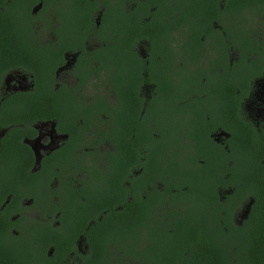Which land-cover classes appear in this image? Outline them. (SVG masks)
<instances>
[{"label":"flooded vegetation","instance_id":"af4514ba","mask_svg":"<svg viewBox=\"0 0 264 264\" xmlns=\"http://www.w3.org/2000/svg\"><path fill=\"white\" fill-rule=\"evenodd\" d=\"M229 2L2 0L1 15H12L23 30L28 20L35 48L29 53L36 61L26 60L24 42L10 43L6 34L0 35V40L12 46L10 55L17 58L0 59V264H10L7 258L11 254L16 264H76L89 255L87 228L68 229L64 225L67 214L72 223L77 211H73V203L70 213L67 211L70 201L67 196L72 194L73 200L86 202L84 192L95 190L100 184L99 177L108 179L116 174L114 160L122 153L116 140V126L131 122L126 112L133 104V34L125 37L126 41L132 39L129 48L124 49L125 45L117 42L124 39L120 35L123 22L129 23V30L133 22L141 24L137 19L142 6L147 10L143 20L149 31L154 24L172 26L170 33H149L146 38L134 41V53L144 65L149 64V78L152 75V81L141 85L144 98L157 107L164 105L165 113L159 114V118L165 121L167 130L176 129V133L162 136L163 144L169 139L180 140L184 144L181 152L196 154V141L184 136L188 129H194L195 113H202V120L212 122L218 119L219 112L226 110L225 117L232 123L236 111L238 127L247 132L251 144L259 145L260 164L264 165V66L261 75L249 81L244 93L236 89L234 94L238 97L234 98V64L240 46L231 27L233 19L226 16V32L213 20V29L221 34L199 36L190 45L189 31L195 18L189 7L225 9L231 6ZM44 3L46 9L41 12ZM27 12L29 19L25 18ZM108 25L112 26L109 30ZM244 37L251 42L250 48L243 51L245 56L255 55V49L264 55V33L240 36ZM109 39L118 45L116 78L113 70L97 61L104 57ZM163 48L173 56L164 84L172 89L168 95L179 94L177 99H154L159 94L155 91L158 83L153 74L165 63L161 61ZM196 50L194 61L189 55ZM5 55L1 49L0 56ZM44 67L50 74L47 85L53 97L36 96L32 71L41 72ZM190 77L195 82L185 84ZM158 81H163V77ZM212 123L214 131L209 133V140L223 153L231 154L227 165L234 166L233 153L242 147L236 148L238 143L232 141L229 132ZM129 125L133 128V123ZM127 139L132 142L133 131L126 137L129 142ZM130 171L133 173L132 168ZM113 183L117 185L115 180ZM106 185L103 183L101 189ZM114 190L120 191L117 199L123 205L132 203V181L120 180V187ZM228 191L223 190L219 201L222 208L230 211L232 222L241 227L255 200L251 195H231L228 199ZM57 242L66 243L61 252L57 251ZM117 250L113 245L112 260L119 257L114 255Z\"/></svg>","mask_w":264,"mask_h":264},{"label":"trees","instance_id":"16d2710c","mask_svg":"<svg viewBox=\"0 0 264 264\" xmlns=\"http://www.w3.org/2000/svg\"><path fill=\"white\" fill-rule=\"evenodd\" d=\"M1 2L2 0L0 5ZM229 3L231 6L225 9L189 7L195 18L191 22L189 34L192 45L199 36L221 34V31L213 29V20L222 32H226V16L233 19L231 27L240 46L233 74V95L237 98L234 94L236 89L244 93L249 81L261 75L264 69V63L260 64L264 62V55L258 54V49H255V55L245 56L243 51L250 48L251 42L249 37L240 38L246 34L264 33V0H230ZM45 9L44 3L41 12ZM141 9V15L137 19L141 24L133 22L129 30V23L123 22L124 39L117 42L124 44V49L129 48L132 39L128 38L126 41L125 37L133 34V104L129 105L126 112L130 114L131 122L116 126V140L122 148V153L114 160L117 165L116 174L108 179L99 177L97 182L100 184L97 188L84 192L86 202L76 198L73 200L72 194L67 196L70 200L67 211L69 212L72 203L73 211H77L72 223L70 214H67L65 227L87 228L85 237L89 255L81 257L82 261L76 264H264V165L260 164L259 145L251 144L246 136L247 132L238 127L236 111L231 123L225 117L226 110L221 114L219 112L218 119L212 122L229 132L232 141L238 143L236 148L242 147L233 153L234 166L227 165L231 154L223 153L221 148L209 140V133L214 131L213 123L202 120V113H195L194 129H188L184 134L186 138L196 141V154L181 152L184 144L179 143L180 140L169 139L163 144L162 136L172 135L173 132L176 133V129L167 130L165 121L159 118V114L165 111L164 105L157 107L144 98L141 85L152 81V75L149 78V64L144 65L134 53V41L146 38L149 33H170L172 26L158 27L154 24L153 30L149 31L143 20L147 10L143 6ZM25 18H30L29 12L25 13ZM2 34L8 36L6 39L10 43L24 42L26 60L33 63L36 61L29 53L35 48L32 47V31L28 20L26 29L23 30L17 26L12 15L0 13V35ZM110 40L106 42L104 57L97 61L103 62L108 70H113L116 78L118 45L110 43ZM10 48L11 45L7 46L3 39L0 40V50L6 52L4 57L0 56L1 60H17L10 55ZM163 50L161 61L165 63L153 74L154 81L158 83L155 91L159 94L154 99H177L179 94L168 95L172 89L164 84L173 56L167 53V49ZM197 54L196 50L189 58L195 61ZM47 70L44 67L41 72L32 71L37 97H53L51 88L47 85L50 77ZM161 77L163 81H158ZM189 82L195 81L192 77L186 78L185 84ZM188 91L187 89L186 92ZM130 123H133V128ZM131 131L133 140L130 142L127 139V142L126 137L130 136ZM113 180L117 185H114ZM120 180L133 183V201L130 204L123 205V201L117 199L120 191L114 189L120 187ZM103 183L107 185L101 189ZM226 188L231 193L228 191L226 194L228 199H231V195H251L255 200L251 214L241 227L232 222L230 211L222 208L219 201L220 194ZM119 204L122 206L116 210L115 207ZM213 204L216 206L213 207ZM104 210L107 213L102 215ZM113 245L118 249L114 254H119L116 260H112ZM56 247L61 252L66 243L57 242ZM7 260L10 264H16L13 254Z\"/></svg>","mask_w":264,"mask_h":264},{"label":"rangeland","instance_id":"374dc122","mask_svg":"<svg viewBox=\"0 0 264 264\" xmlns=\"http://www.w3.org/2000/svg\"><path fill=\"white\" fill-rule=\"evenodd\" d=\"M118 24H122L121 21H119ZM110 27L112 28L111 25H108L106 28L109 30ZM122 33H123V32H122ZM122 33L120 34L121 36H122Z\"/></svg>","mask_w":264,"mask_h":264}]
</instances>
